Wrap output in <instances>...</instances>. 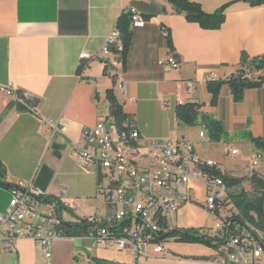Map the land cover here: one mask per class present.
Instances as JSON below:
<instances>
[{
	"label": "crops",
	"instance_id": "0c3cea01",
	"mask_svg": "<svg viewBox=\"0 0 264 264\" xmlns=\"http://www.w3.org/2000/svg\"><path fill=\"white\" fill-rule=\"evenodd\" d=\"M191 1L207 14L232 5L219 30H205L189 23L169 0H0V88L10 86L15 91L12 96L0 91L5 182H33L47 198H61L67 208L66 223L78 224L100 212L97 176L81 167L74 148L87 147L84 132L111 116L110 90L126 117L136 118L142 143H188L202 160L217 163L223 174L247 180L243 188L248 192L254 174L264 179V152L250 139L264 138V88L246 91L237 103L225 85L216 105L207 88L209 80L228 79L239 68L243 53L264 57V5ZM131 9L145 19V25L131 26L126 61L122 52L110 50V55L81 62L83 52L95 54L105 47L119 19L130 15ZM172 57L179 67L166 71L163 63ZM186 103L199 105L201 115L220 122L225 138L212 142L204 126L181 125L176 109ZM199 185L204 186L190 183L189 196ZM10 200V191L0 186V216L7 213ZM188 204L178 206L177 212ZM171 242L184 251L174 252L166 244L162 254L149 248L139 264H215L213 246L179 243L174 237ZM50 250L53 264H97L94 260L134 264L129 255L94 249L81 238L59 237ZM0 264H48V260L40 245L21 240L13 252L0 254Z\"/></svg>",
	"mask_w": 264,
	"mask_h": 264
},
{
	"label": "built area",
	"instance_id": "2783aa9c",
	"mask_svg": "<svg viewBox=\"0 0 264 264\" xmlns=\"http://www.w3.org/2000/svg\"><path fill=\"white\" fill-rule=\"evenodd\" d=\"M144 25L145 19L135 10L131 26ZM117 30L118 27L108 38L114 37ZM115 51H123L122 42ZM103 55H110L104 47L95 54L83 52L80 60L91 62ZM163 65L166 71L179 67L173 57ZM0 91L15 95L10 86ZM121 126L124 137H115L107 117L84 132L87 147L74 148L81 167L96 174L97 198L102 202L101 211L86 219L91 226L89 232L79 238L89 241L94 249L129 255L134 264L147 256L149 248L162 254L177 229L172 215L189 200L188 187L195 181L205 186V207L216 220V233L211 237L215 264H264V234L253 236L249 226L240 221L230 198L233 190L220 188L216 172L223 174V170L217 163L202 160L188 143H142L133 116L126 117ZM200 137L205 139L203 134ZM231 153L235 155L237 151ZM194 162H202L203 170L194 169ZM257 163L256 159L254 167ZM181 188L183 193L179 192ZM10 194L7 213L0 216V254L13 252L21 240H30L41 246L48 264H53L50 249L57 238L65 237L60 229L66 223L61 198L47 202L45 192L33 182L15 184Z\"/></svg>",
	"mask_w": 264,
	"mask_h": 264
},
{
	"label": "trees",
	"instance_id": "16d2710c",
	"mask_svg": "<svg viewBox=\"0 0 264 264\" xmlns=\"http://www.w3.org/2000/svg\"><path fill=\"white\" fill-rule=\"evenodd\" d=\"M248 3L251 7H260L264 5V0H241ZM173 9L186 17L189 23L200 25L205 30H219L225 21V12L232 5L227 4L216 11L214 14H207L202 9L201 5L191 0H169ZM120 29V30H119ZM122 40V41H121ZM167 40L169 47H172L170 33L168 32ZM122 42L123 51L122 59L126 61L132 42L131 32V15L124 14L118 22V30L116 37L108 43V52L115 51L114 46ZM227 85L231 89L233 99L240 103L243 101L245 92L252 89L264 88V57L250 58L246 53L241 56L239 68L226 80H209L207 88L212 95V105H216L222 88ZM107 99L110 103L111 118L116 126L119 134H124L121 122L126 118L122 106L118 102L114 91L107 92ZM199 105L186 103L179 105L176 109L177 120L181 125L188 127L204 126L208 132L209 140L212 142L222 141L226 134L222 124L208 116L201 115ZM253 146L264 152V138H254L251 136ZM198 170H203V163L199 162ZM6 168L0 161V186L9 191L15 186L5 182ZM220 176L221 184L233 192L230 194L234 208L240 214V221L245 222L249 226V231L253 236L264 234V179L254 174L250 178L252 191L248 192L243 189V183L247 180L230 177L226 174L216 172ZM47 202L52 201V198H47ZM67 210L61 206V212ZM91 226L86 219L80 223H64L60 228L65 237L79 238L86 235ZM172 237L179 243L213 246L214 239L200 234L198 230L176 229L172 233ZM214 247V246H213ZM97 264H123L115 261L94 260Z\"/></svg>",
	"mask_w": 264,
	"mask_h": 264
},
{
	"label": "rangeland",
	"instance_id": "374dc122",
	"mask_svg": "<svg viewBox=\"0 0 264 264\" xmlns=\"http://www.w3.org/2000/svg\"><path fill=\"white\" fill-rule=\"evenodd\" d=\"M131 15V13H130ZM120 30V29H119ZM243 187V186H242ZM248 189V187H246ZM244 189V188H243ZM245 190V189H244ZM252 191V189H251ZM249 190V192H251ZM206 190L204 186H197L196 191L193 193V197L190 196L187 206L183 207L176 214H173V223L177 225L179 229H198L205 230L209 235L216 233V220L206 210L205 207ZM84 214V213H83ZM72 218H76L71 216ZM67 214L64 213V220H67ZM177 228V229H178ZM172 251H184L182 247L176 242L166 243ZM208 249V248H207ZM173 254V252H171ZM174 255V254H173ZM124 262H131V259L123 258Z\"/></svg>",
	"mask_w": 264,
	"mask_h": 264
},
{
	"label": "bare ground",
	"instance_id": "6f19581e",
	"mask_svg": "<svg viewBox=\"0 0 264 264\" xmlns=\"http://www.w3.org/2000/svg\"><path fill=\"white\" fill-rule=\"evenodd\" d=\"M139 1H142V0H139ZM131 10H132V9H131ZM134 13H135V9L132 10V12H131V16H133ZM116 35H117V32H115L114 37H110L109 40H107V43H106V45H105V47H104V52H106L107 54L109 53V52H108V43H109L110 41H112V40L116 37ZM108 120H109V126L112 127V134H114L115 137H124V134H119V133H118V131H117V129H116V126H115L113 120H112L111 118H108ZM201 134H203V138H204V133H201ZM198 163H199V162H194V169H196V170H198V169H197V165H198ZM220 188H225V187L221 184V182H220ZM252 232H253V230H252ZM256 236H257V235H256ZM258 236H260V235H258Z\"/></svg>",
	"mask_w": 264,
	"mask_h": 264
}]
</instances>
